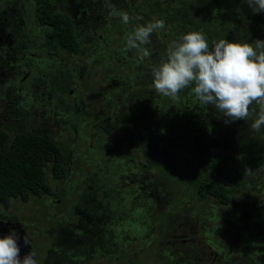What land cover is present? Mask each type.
<instances>
[{
    "label": "rangeland",
    "instance_id": "1",
    "mask_svg": "<svg viewBox=\"0 0 264 264\" xmlns=\"http://www.w3.org/2000/svg\"><path fill=\"white\" fill-rule=\"evenodd\" d=\"M13 1L0 0V5L5 4L3 8H0V18L9 11L8 2ZM57 1L61 5V10L68 11L72 15L79 37L85 45L84 54L74 55L66 52L49 54L44 52L41 44L43 40L42 29L35 18L34 12L30 17L28 16L33 10L34 0H15L20 6H18L19 9L14 15L21 14L16 16L19 17L16 21V27L18 30H22L21 35L23 38L32 39L31 46L27 47L22 54L31 58L34 62L39 61L36 63L44 67H36L33 64L28 66L21 58H18V61L15 58L18 55L16 52L18 49L13 46V42H10L14 40L15 35L9 36L7 40L0 36V101L6 98L5 88L9 85L25 98L28 112L24 126L27 128H46L59 140L63 141L73 157L71 169L75 175L71 180L74 177L91 172L103 173L106 169V154L96 153L95 150L90 151L87 144V142L93 143L101 148L102 138L100 136L93 140L88 138V135L94 132L89 128L94 117L87 119L88 122L82 128V133L86 138L83 136L76 139L72 128L62 118L63 115L55 116L61 114L63 110H59L57 104L52 105L50 102L45 101V98L42 99L47 92L41 85L39 86V77H42L43 80L44 78L49 79L46 73L43 74L46 70L69 71L71 77L63 96L69 99L72 108L80 110L83 107L82 110L90 111V115L93 113L95 117L99 110L111 116L110 125L112 128L107 134L108 136L114 135L115 138L117 137L118 143L115 146L117 153L110 161V170L113 169L112 167L115 168L113 171L116 172L117 179L136 170L126 164L128 153L127 149L122 148L121 143V140H124L122 134L125 133L128 139L125 143L123 142V147L130 148L133 146L132 138L129 136L133 130H138L139 127L135 125L131 128V126L129 130V126L133 124L132 118L139 123L141 118L147 116V114L154 112L155 116L158 115V118L161 119L159 112H169L170 115L165 117L162 131L157 135L154 133L155 138H153L156 141L155 147H158L159 141L167 143L169 146L167 158H161L164 151H157V155L152 156V159L158 156L155 158L157 164L152 165V167H156L154 168L155 171L146 169L148 167L143 165L137 173L133 172L134 176L136 174L142 175L140 172L143 169V173L152 175L151 177L156 179V183L160 184L161 181L165 183L167 193L159 191L155 187L157 192L155 194L154 184L149 180L147 189H154V196L151 198L152 201L147 202L146 208L143 209V206L142 208L140 206L143 205L140 199H138L140 204H137L130 193L128 199L129 196L123 189L127 187L129 190L130 186L124 181L117 183L118 198H115L112 204L117 205L118 203L122 212L120 215L124 216L128 213L132 223L137 228L134 229L136 231L134 234H137L135 240L130 238L125 246V242H123V248L125 251H132V243L137 242L141 246L150 237H156V239L159 238L158 243L152 245V248L148 247L152 250L145 252V258L141 261V264H264V168L250 170L244 176L241 187L232 192V201L227 206H221L211 197L200 201L189 194L184 196L185 201L181 198L180 176L185 180L197 174H205L207 178H217L222 177V172L227 167L222 165L214 173H211L209 169L216 151L212 150L206 156L205 154H202L203 156L197 154L196 156L193 152L189 153L191 149L188 148L187 150L184 135H178H181V147L184 152L182 155L179 147L176 149L175 146H171L175 144L171 137L172 135L176 136L174 128L177 124L173 118L175 112L169 110L168 106L161 108V98L163 97L164 100L165 96L156 92L151 80V68L163 61L162 54L164 51L161 50L160 40L163 29L155 31L147 45H141L139 46L140 49L137 47L132 50L133 60L145 63L144 65L139 63V67L140 71L146 73L142 78H139L140 81L134 76L131 79L132 83H128L126 76L133 74V72L130 64H127L132 58L129 59V55L120 54V51L115 52L114 55V51L119 49L118 46L121 42L119 32L120 30L124 32V30L119 25L122 22L120 16L110 15L108 0ZM110 4L114 5L120 13L128 14L130 17L129 22L132 21L137 26L155 21L158 18L156 14H148L142 8L143 6L139 4L137 5L140 8L137 7L136 9L137 5L133 3V0H110ZM173 7L174 5H172ZM136 10H139V12L136 13ZM193 13L191 11L189 15L193 16ZM195 19L196 23L199 20V16L197 17L196 14ZM125 28L126 31L132 30L131 24L125 26ZM2 30L4 31V29ZM210 33L213 34V32ZM219 40L217 37L216 42ZM141 49L144 51H140ZM4 52H8L7 56L9 58L2 55ZM20 56L21 54L18 57ZM166 57L167 54H165ZM35 58L37 59L35 60ZM140 91H145L146 95H139ZM133 109L134 113L131 116L130 113ZM105 117H107L106 114L101 116V118ZM177 117L175 118L177 119ZM150 124L151 122L147 121L141 124L143 136L146 134L145 129L151 128ZM261 129L253 138L252 145H254V148L250 153H264V127L262 126ZM108 144L110 145V140L101 143L104 147ZM154 145L152 146L154 147ZM192 150L194 149L192 148ZM217 152L225 155L226 151L223 149V152L219 150ZM190 154L192 155L189 157ZM159 158L160 161L157 160ZM139 159L141 160V158ZM157 165H167V168L173 169L174 176H171L172 178L168 179V182L166 178L160 181L158 178L165 176L159 177L156 172L159 171ZM71 184L72 181H68L63 185L64 205L52 206V204H56L59 197L50 199L48 201L50 202L49 207L44 204L46 202L40 197H31L27 201L13 199L7 204H0V213L5 214H0V221H6L0 222V235L8 234L10 229H14L19 234L20 240L18 243L21 258L31 251L38 253L34 249L41 251L48 246L49 240L46 238L44 240L40 236L39 246H34L32 243L34 242L32 240L34 230L38 229L37 226L41 228L43 225H49L46 221L42 222L43 225L40 223L43 219L47 220V215H50V218L51 215L53 217L51 225L57 220L64 222L73 220L71 212L65 204L73 203L79 192ZM53 185L56 188L58 187V184ZM142 199L143 197H141ZM179 200L181 203H179ZM61 210H65L66 214L63 219L57 217L58 211ZM117 216L118 214H115V217ZM118 234L119 230L113 233L114 236H118ZM143 237L145 240H142ZM25 238L29 240L28 244L24 243ZM117 242L120 243L119 240ZM138 251L142 252V249Z\"/></svg>",
    "mask_w": 264,
    "mask_h": 264
},
{
    "label": "trees",
    "instance_id": "2",
    "mask_svg": "<svg viewBox=\"0 0 264 264\" xmlns=\"http://www.w3.org/2000/svg\"><path fill=\"white\" fill-rule=\"evenodd\" d=\"M34 2L36 3L35 18L43 31V48L49 51V54L56 52L84 54L85 46L72 17L58 7L57 1L34 0ZM138 4L143 6L147 13H150L155 6L156 11H161V20L165 22L160 39L161 50L164 51L163 60L167 58L165 54L170 45L178 40L180 34L189 31H203L208 36L210 46L216 42L217 37L230 42L264 40V13H253L245 0H203L199 5L201 10L198 12L194 10L193 16L189 15L190 5L185 2L176 4L174 11L171 2L165 3L166 5H154L151 0H140ZM167 9L171 11L170 14H164ZM195 14L199 16L196 23ZM130 23L131 21L128 24L121 22L119 25L124 30V27ZM123 33L120 30L121 36ZM144 73L146 72H138L137 79L142 78ZM151 80L153 82V77ZM5 90L7 96L0 101V204H7L13 199L27 201L31 197L42 198L57 190L53 185L54 180L64 176L73 157L70 158V150L65 147L63 141L46 128L25 127L24 122L28 112L25 98L16 89L11 88V85ZM193 98L190 89L182 90L175 99L161 98V108L168 106L169 110L175 112L173 118L177 124L174 128L176 136L172 135L175 144L171 146H175L176 149L179 147L182 155L184 152L180 136L184 135L187 150L191 149L189 153L206 156L210 151H216L209 169L211 173L222 165H226L227 169L223 170L222 177L217 178H207L205 174H197L185 180L180 176L181 198L185 201L184 196L189 194L200 201L211 197L221 206H227L232 201V192L241 187L244 176L250 170L264 168V153H250L254 148L253 138L262 130L255 131L251 125L264 108V102H254L250 105L249 116L244 120L226 124L222 113L211 105L201 107L198 102L192 101ZM159 115L161 119L158 115L155 116L154 112L147 114L148 117L143 116L139 123L133 118L136 127H139L132 133H138L140 136V139L137 137L134 139V141L138 140L140 145V167L144 165L148 167L146 169H151L152 165L157 164L155 158L158 156L152 159V156L157 155V151H164L161 157L163 159L167 158L169 153L167 143L159 141L158 147L154 145L156 142L153 139L154 133L157 135L162 131L165 117L170 113L161 111ZM146 121L151 122L152 130L145 129L146 134L143 136L141 124ZM179 134L181 135L178 136ZM223 149L226 151L225 155L217 152L218 150L223 152ZM157 160L160 161V158ZM167 167V165H157L159 171L156 172L159 177L165 176L158 178L160 181L166 178L168 182V179L174 176L173 169ZM144 258L140 255L134 264H141Z\"/></svg>",
    "mask_w": 264,
    "mask_h": 264
},
{
    "label": "flooded vegetation",
    "instance_id": "3",
    "mask_svg": "<svg viewBox=\"0 0 264 264\" xmlns=\"http://www.w3.org/2000/svg\"><path fill=\"white\" fill-rule=\"evenodd\" d=\"M138 1L139 0H133V3L138 4ZM202 1L203 0H157L156 2V0H151V3H153L154 5L156 4L162 5L171 2V4L174 5L172 9V11H174L176 4H181L185 2V4L190 5L189 12L191 11L194 12V10L195 12H198L199 10H201L199 5ZM8 3H9L8 6L9 11L6 12L5 16L0 18V36L3 39L5 38L7 40L9 36H12L14 34L15 35L14 40L10 42H13V46H15L16 49H18L16 51L18 55L15 58L17 59L21 58L28 66L31 64L35 65L36 67L42 66L36 63L39 61L34 62L32 61L31 58L23 56L22 54L23 51L24 50L26 51V48L31 46L32 39L23 38V36L21 35L22 30L20 31L16 27L17 26L16 21L19 18L16 16H20L21 14L20 13H18V15H14V14L19 9L18 7L20 6L19 3L17 4L15 0L13 2H8ZM35 4L36 3L34 2L33 10L31 12L29 11L30 12V14L28 15L29 17L34 12ZM57 4L58 7L61 9V5L59 4L58 1ZM3 6H5V4H1L0 8H3ZM138 6L139 5H137L135 8L137 9ZM155 7L153 8V10L151 9L150 13L156 14L158 16L157 19H161L162 17L161 11L160 12L156 11ZM139 8L140 7H138V9ZM169 9H170V5H169ZM62 11L72 17V15L68 13V11H64V10ZM138 12L139 10H136V13ZM170 13L171 11L168 9L164 12V14H170ZM72 20L74 22L73 17ZM130 24L132 26V29L137 26L132 21ZM5 27L7 28L5 29ZM2 29H4V31ZM130 31L131 30L126 31V28L124 27V33L121 36V42L118 46L119 49L114 51V55L115 52L120 51V54H125L127 56L129 55L128 58H132V61H130L127 64V65L130 64V68L132 69L133 72V74H128L126 76V78L128 79L127 81L128 83H132L131 79H133L134 76L137 78L136 74L140 72L139 63H142V61L133 60L132 50L127 52L123 50L125 35L127 32ZM180 35L182 36V34ZM42 42L43 40L41 41V44ZM44 52L49 53V51L45 49ZM7 53L8 52H4L2 55L6 58H9V56H7ZM19 54H21L20 57H18ZM36 59L37 58H35V60ZM46 71L43 74L46 73L49 76L48 77L49 79L44 78L43 80L41 79L42 77H39V86L41 85L43 89L47 92L42 97V99L45 98V101L50 102V104L52 105L57 104L58 105L57 108H59V110L61 109L63 110L61 114H57L55 116L58 117L63 115L62 118H64L67 125L72 128L74 133V138L76 139L77 137H83V136L84 138H86V136L82 133L83 132L82 128L84 127V124L88 122L87 119L94 117L90 125L91 127H89L94 132L93 134L88 135V138H91L93 140L94 138H97V136H100L102 138L100 142L101 148H98L93 143L90 144L89 142H87V144L90 151L95 150V152L99 154L105 153L106 154L105 161L107 162H105L106 169L103 173L96 174L95 172H91L89 174L79 175L77 177H74L73 180H71V178L75 174L71 169L73 158H71V154H69L71 159H70V164L67 167L66 173L61 179L54 180V184H58L57 190L52 194H49L47 196H42V198L44 199V202H46L44 204H46L48 207L50 206V202L48 201H50V199H54L55 197H59V198H57L56 204H52V206L53 205L60 206L61 204L64 205L63 195L65 194H64L63 185L65 182L72 181L71 185H73V187H75L79 193L77 198L73 201V203H70L69 205L66 203L65 206L71 212L73 220L71 221L66 220L65 222L61 220H57L54 222L53 225H51V222L53 221V217L51 215L50 218V215H47L46 216L47 220L43 219V221L40 222L42 224V222L46 221L49 225L42 224L43 226L41 228L37 226L38 229L34 230V234H33L34 237L32 238L34 242L32 243L34 244V246L35 245L39 246V236L43 237L44 240L45 238L49 240V243L48 246L46 248H43L41 251L34 249V251H38L39 253V254L37 252L35 253L38 256V257L35 256L37 264H134L137 258L140 257V255L144 257L145 252H147V250H152L148 247L152 248V245L157 244L159 238L156 239V237L155 238L150 237V239L146 243L143 242L141 246H139L137 242H134L132 243V251H125V249L123 248V242H125L124 244L125 246L126 243L130 241V238L135 240L137 234H134L136 233L134 229L137 228L135 227L136 225L132 223V220L129 217L128 213H126L124 216L120 215V213L122 212L120 211V205L118 203L117 205L112 204V202H114V199L118 198V193L116 191L117 183H121L122 181H124L128 186H130L129 190L127 189V187L124 188L123 190L125 191V193L128 194L127 196H129L130 193L131 197L134 200H136L137 204L138 203L140 204L141 201L143 205L140 206L141 208L143 206V209L146 208L147 202L152 201L151 198H153L154 196L153 191L155 187H157L159 191H164V193H167V189L165 188L163 182L158 184L156 183V179L151 177L152 175H145L143 173V169L140 172L142 175L136 174L134 176L133 172L137 173V171H139V169L141 168L140 167L141 161L139 159L141 158V156L139 155V146H140L139 141L138 140L134 141L135 137L140 139V136L138 135V133H132L134 130L131 132V135L130 133H128L130 135L129 137L132 138L133 146H131L130 148L123 147V142L125 143V141L128 139L127 134L125 133L122 134L124 140H121V143H122V148H124V150L127 149V153H128V156L126 158L127 160L126 164L129 165L132 169H136V170L135 171L133 170V172L128 173L124 177L117 179L115 175L116 172L113 171V169L115 168L112 167L113 169L110 170L111 169L110 161L111 158H113L114 154L117 153L115 151V146L118 143L117 137L115 138L114 135L108 136L107 134L108 131L112 128V126L110 125L111 116L107 115L108 113H102V111L99 110L97 111V116L95 117V114L93 113L90 115L91 113L90 111L87 112L85 110H82L83 107H81L80 110L76 108H72L69 99H66L65 96H63L64 90L66 89V86L68 85L71 77L69 71L63 70L61 72L60 71L56 72L53 71L52 69L47 72ZM122 80H123V76H122ZM139 95L145 96L146 95L145 91H140ZM133 113H134V109L130 113L131 116H133L132 115ZM105 114L107 117L101 118V116ZM135 125L136 123H134V121L133 124H131L130 126L128 125L129 130L133 128V126ZM85 126H89V125H85ZM63 128H64V123H63ZM78 128L80 129L78 130ZM106 140H110V145L108 144L104 147V145H101V143ZM135 160H137L136 163ZM133 164L135 168L133 167ZM151 170L155 171L153 167L151 168ZM149 180H151L155 185V186L153 185L154 189L152 190L147 189L149 187V184H147ZM154 192L155 194H157L156 189ZM141 197H143L142 200ZM129 198L130 196L128 197V199ZM138 199H140V201ZM65 210L58 211L59 214L57 215V217L59 219L65 218L66 215ZM115 214H118V216L115 217ZM118 230H119L118 236L117 235L114 236L113 233ZM35 232H36V236H35ZM116 238L117 241L118 240L120 241V243L116 241ZM142 240H145V238L143 237ZM140 249H142V252L138 251Z\"/></svg>",
    "mask_w": 264,
    "mask_h": 264
},
{
    "label": "clouds",
    "instance_id": "4",
    "mask_svg": "<svg viewBox=\"0 0 264 264\" xmlns=\"http://www.w3.org/2000/svg\"><path fill=\"white\" fill-rule=\"evenodd\" d=\"M110 15L120 16L128 24L130 17L110 4ZM253 13H264V0H245ZM165 28L161 19L141 24L127 32L124 51L147 45L151 35ZM156 92L177 98L190 89L201 107L213 106L225 117L224 123L244 120L254 102H264V40L230 42L221 39L210 46L203 31H189L174 41L167 58L151 68ZM264 126V108L251 127L260 131ZM3 214V213H0ZM5 215V214H3ZM6 222V221H0ZM19 234L10 229L0 235V264H37L35 252L20 257ZM28 244L29 240L24 239Z\"/></svg>",
    "mask_w": 264,
    "mask_h": 264
}]
</instances>
